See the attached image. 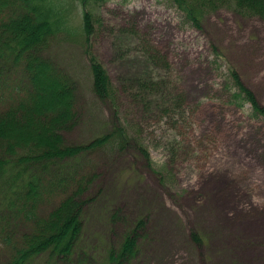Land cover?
<instances>
[{
    "label": "rangeland",
    "instance_id": "1",
    "mask_svg": "<svg viewBox=\"0 0 264 264\" xmlns=\"http://www.w3.org/2000/svg\"><path fill=\"white\" fill-rule=\"evenodd\" d=\"M57 1L65 28L44 56L77 100L75 121L58 129L73 146L111 137L69 162L88 177L90 264L126 236L134 248L121 264H264V19L223 8L194 27L169 0ZM86 49L113 105L90 94ZM39 79L57 102L48 76ZM1 252L0 242V264Z\"/></svg>",
    "mask_w": 264,
    "mask_h": 264
},
{
    "label": "trees",
    "instance_id": "2",
    "mask_svg": "<svg viewBox=\"0 0 264 264\" xmlns=\"http://www.w3.org/2000/svg\"><path fill=\"white\" fill-rule=\"evenodd\" d=\"M77 1L84 8L89 0ZM169 2L194 27L200 26L202 14L223 8L264 19V0ZM82 15V30L88 37L94 28L92 16L85 10ZM64 28L57 0H0V242L5 257L1 264H90L93 260L81 242L85 203L80 201L88 177L69 162L111 137L73 146L65 143L58 129L66 125L64 120L74 118L73 123L77 117L76 84L44 52ZM86 53L90 94L113 105L115 96L105 70L88 49ZM43 73L49 78L46 86L57 89V102L45 95L39 79ZM62 106L68 112H61ZM115 132L123 140L122 129ZM43 203L53 207L41 212ZM133 243L126 236L121 247L94 261L121 264Z\"/></svg>",
    "mask_w": 264,
    "mask_h": 264
}]
</instances>
